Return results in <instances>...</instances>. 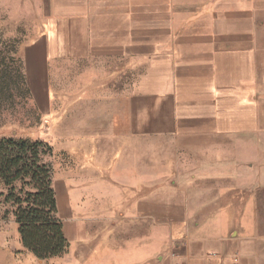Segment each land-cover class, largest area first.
<instances>
[{"label": "crops", "instance_id": "obj_1", "mask_svg": "<svg viewBox=\"0 0 264 264\" xmlns=\"http://www.w3.org/2000/svg\"><path fill=\"white\" fill-rule=\"evenodd\" d=\"M45 2V53L73 66L114 55L137 66L166 37L179 169L156 177L154 125L140 124V95L164 92L158 81L136 71L87 92L74 79L72 92L52 95L51 117L66 159L67 252L39 260L1 241L0 264H264V0ZM155 241H166L157 260Z\"/></svg>", "mask_w": 264, "mask_h": 264}, {"label": "rangeland", "instance_id": "obj_2", "mask_svg": "<svg viewBox=\"0 0 264 264\" xmlns=\"http://www.w3.org/2000/svg\"><path fill=\"white\" fill-rule=\"evenodd\" d=\"M45 0H0V47L3 56L14 57L21 66L24 77V87L21 86L19 93H14L11 100L0 102V138H28L42 140L48 143L51 154L43 156V160L50 164L53 172V186L56 196L64 201L65 208L58 206V217L67 224L68 205L66 196V159L65 155L57 154L55 147L59 145L55 141L52 146L51 117L52 95H62L72 92L74 79L84 78L88 81L85 87L87 92L95 88L116 89L114 81L122 78L136 76L139 79L149 78L159 82L156 89H165L164 92L155 91L154 94L140 95V124L144 129L154 125V157L156 177L166 170V177L178 173L180 150L178 135L176 133L174 110L179 103V77L177 70H170V79L167 85L166 52H161L166 47L164 41L156 40V46L149 53L137 55V66L133 63L126 64L120 59V55L108 57L105 64L98 63L93 59H83L76 66L69 64L66 55H52L45 53L46 38L41 37L44 30V17L46 11ZM48 8V7H47ZM142 34L145 31H140ZM146 34V33H145ZM166 35V34H165ZM45 45V46H44ZM158 51V52H156ZM136 56V55H133ZM160 62H155V61ZM93 61V62H92ZM128 61V60H127ZM99 78L102 85L90 87V80ZM107 81V82H106ZM82 88V87H79ZM56 99V98H55ZM59 98L55 105H65ZM166 110L172 112L171 118H166ZM145 112V113H144ZM56 113V112H55ZM166 120L170 121V130L166 129ZM6 194L7 188L0 182V192ZM58 200V199H57ZM12 207L4 203V196L0 197V243L1 241H19L17 224L11 212L5 216L6 210ZM16 223V222H15ZM160 235L156 236L161 237ZM166 241H155L156 260Z\"/></svg>", "mask_w": 264, "mask_h": 264}, {"label": "trees", "instance_id": "obj_3", "mask_svg": "<svg viewBox=\"0 0 264 264\" xmlns=\"http://www.w3.org/2000/svg\"><path fill=\"white\" fill-rule=\"evenodd\" d=\"M25 81L14 57L2 55L0 47V102L11 100ZM51 146L42 140L0 138V182L7 188L4 203L9 204L17 224L19 241L39 260L67 252L69 242L58 217L53 172L43 156Z\"/></svg>", "mask_w": 264, "mask_h": 264}, {"label": "built area", "instance_id": "obj_4", "mask_svg": "<svg viewBox=\"0 0 264 264\" xmlns=\"http://www.w3.org/2000/svg\"><path fill=\"white\" fill-rule=\"evenodd\" d=\"M232 264H244L238 255L232 257Z\"/></svg>", "mask_w": 264, "mask_h": 264}]
</instances>
